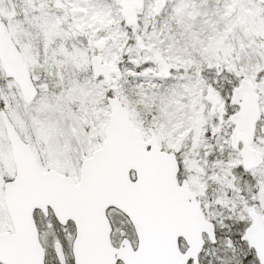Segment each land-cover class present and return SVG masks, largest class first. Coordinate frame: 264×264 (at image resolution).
<instances>
[{
    "label": "snow or ice",
    "instance_id": "6c2138e0",
    "mask_svg": "<svg viewBox=\"0 0 264 264\" xmlns=\"http://www.w3.org/2000/svg\"><path fill=\"white\" fill-rule=\"evenodd\" d=\"M0 264H264V0H0Z\"/></svg>",
    "mask_w": 264,
    "mask_h": 264
}]
</instances>
